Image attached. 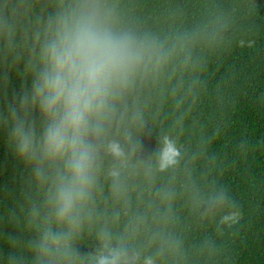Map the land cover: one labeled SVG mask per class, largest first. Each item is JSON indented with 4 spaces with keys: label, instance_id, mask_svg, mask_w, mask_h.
Segmentation results:
<instances>
[{
    "label": "trees",
    "instance_id": "obj_1",
    "mask_svg": "<svg viewBox=\"0 0 264 264\" xmlns=\"http://www.w3.org/2000/svg\"><path fill=\"white\" fill-rule=\"evenodd\" d=\"M112 2L122 23L170 41L184 37L189 46L128 98L130 110L143 117L130 125L140 167L130 171L122 199L101 176L97 217L77 241L78 254H93L96 233L107 227L141 258L163 246L157 264H264V0ZM29 86L23 62L0 64V110ZM164 135L181 154L175 166L159 171ZM30 172L0 126L3 261L14 251L9 237L33 235L13 215L22 216ZM229 212L236 220L222 224Z\"/></svg>",
    "mask_w": 264,
    "mask_h": 264
},
{
    "label": "clouds",
    "instance_id": "obj_2",
    "mask_svg": "<svg viewBox=\"0 0 264 264\" xmlns=\"http://www.w3.org/2000/svg\"><path fill=\"white\" fill-rule=\"evenodd\" d=\"M188 46L184 37L170 41L122 23L112 0H0V64L23 62L30 78L0 110V126L31 170L22 216L13 215L33 233L9 237L14 251L0 264H157L163 246L141 258L107 227L96 233L93 254L79 255L76 245L97 217L101 176L122 199L130 171L140 167L130 125L143 117L128 98ZM180 154L177 141L162 136L156 170L175 166Z\"/></svg>",
    "mask_w": 264,
    "mask_h": 264
}]
</instances>
